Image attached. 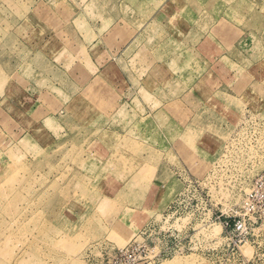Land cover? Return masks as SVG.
Wrapping results in <instances>:
<instances>
[{
  "label": "rangeland",
  "instance_id": "rangeland-1",
  "mask_svg": "<svg viewBox=\"0 0 264 264\" xmlns=\"http://www.w3.org/2000/svg\"><path fill=\"white\" fill-rule=\"evenodd\" d=\"M139 3L167 12L152 59L166 27L203 41L156 100L83 46L90 12L137 30ZM142 227L158 264H264V0H0V264H107Z\"/></svg>",
  "mask_w": 264,
  "mask_h": 264
},
{
  "label": "crops",
  "instance_id": "crops-1",
  "mask_svg": "<svg viewBox=\"0 0 264 264\" xmlns=\"http://www.w3.org/2000/svg\"><path fill=\"white\" fill-rule=\"evenodd\" d=\"M145 12H147L149 15L141 12L139 3V28L137 30H135L136 27L132 25L131 22L126 20L124 15H120L122 13L121 11H119L115 15L111 11H103L98 17L96 16V12H90V17L93 20H87L89 39L88 41H85L83 36L81 38V41H83L84 39L83 46H85V49L87 50L90 63L95 68V73L97 71H100V74H102L101 80H103L104 82H112L113 80H110V78L105 75V71L106 73H110L112 67L117 68L119 74V82H125L127 85H130L129 82H133V80L135 82H139L140 101L144 96L150 98L152 97L153 99L155 98V100L156 98H159L161 92V84L164 83V80L170 81V76L172 75L167 74V78L164 79L163 76H160L161 68L165 66L175 67L187 65L191 67V61H188L187 58H191L193 50L198 49L200 47L199 44L203 42L200 38H196V40L191 39L192 35L194 37L196 34H199L196 32L190 33V31L188 30H190L191 28L188 30L186 29L187 31L184 30V32L182 27L179 26H173V28L166 27V35H163V37L167 39L168 42L167 44H165L168 50L166 60L158 61L156 59H152L148 56L150 55V52H152L153 54L155 52H160L156 50L161 49V47L159 44L156 47L149 44V42L153 39L150 38V34H153V32H155L153 27L160 28L158 24V18L160 16L166 17L167 12L164 10L162 11L161 7L159 9L156 8V10L154 11L146 10ZM141 15L145 16V19L144 17H141ZM133 46H135L136 48L134 51H131ZM204 48L206 49L207 47ZM137 51L139 52V55H143V58L141 59V61H138V63H133L130 59L134 55L136 56ZM123 54L125 55V57H122ZM144 66H146L145 71H143L139 76L135 74L137 77H134V73L132 74V72H130V76H125V72L122 68L126 67L133 71V67H139L138 69L140 71V69ZM152 67H159L158 69H153L159 71V74L154 73ZM100 77L101 75L97 76L96 73L95 77L92 76V79ZM129 87L132 88L133 86L130 85ZM167 95L168 94H164L163 96L167 97ZM158 103L160 105V102ZM141 104H143L145 112H153L149 104L145 102L143 103V101L141 102Z\"/></svg>",
  "mask_w": 264,
  "mask_h": 264
},
{
  "label": "built area",
  "instance_id": "built-area-1",
  "mask_svg": "<svg viewBox=\"0 0 264 264\" xmlns=\"http://www.w3.org/2000/svg\"><path fill=\"white\" fill-rule=\"evenodd\" d=\"M231 225L235 233L232 238V245L239 248L242 235L247 233V227L244 222L238 221L231 223ZM150 235L149 227H142L116 251L107 264H158L168 254V249L161 240L149 239Z\"/></svg>",
  "mask_w": 264,
  "mask_h": 264
},
{
  "label": "bare ground",
  "instance_id": "bare-ground-1",
  "mask_svg": "<svg viewBox=\"0 0 264 264\" xmlns=\"http://www.w3.org/2000/svg\"><path fill=\"white\" fill-rule=\"evenodd\" d=\"M215 230H216V229H215ZM215 230L213 231L214 234H216V233L219 231V230H216V231H215ZM208 233H209V232H208ZM211 234H212V233H211Z\"/></svg>",
  "mask_w": 264,
  "mask_h": 264
}]
</instances>
